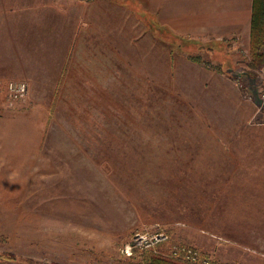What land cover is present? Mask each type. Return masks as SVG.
<instances>
[{"label": "rangeland", "instance_id": "obj_1", "mask_svg": "<svg viewBox=\"0 0 264 264\" xmlns=\"http://www.w3.org/2000/svg\"><path fill=\"white\" fill-rule=\"evenodd\" d=\"M148 4L0 0V264H143L136 232L264 264V64Z\"/></svg>", "mask_w": 264, "mask_h": 264}, {"label": "crops", "instance_id": "obj_2", "mask_svg": "<svg viewBox=\"0 0 264 264\" xmlns=\"http://www.w3.org/2000/svg\"><path fill=\"white\" fill-rule=\"evenodd\" d=\"M148 3L163 27L173 35L191 36L203 41L213 38L235 39L239 35H243L248 41L250 39L253 0H148ZM4 17L1 13L0 18ZM0 25H3L0 28H5V21L1 20ZM4 48L9 49L0 47ZM0 61V72L8 71V62ZM23 65L28 66L26 63ZM63 65L64 68L67 67L66 64ZM38 66L44 69L47 65L40 63ZM41 72L45 73L42 69Z\"/></svg>", "mask_w": 264, "mask_h": 264}, {"label": "trees", "instance_id": "obj_3", "mask_svg": "<svg viewBox=\"0 0 264 264\" xmlns=\"http://www.w3.org/2000/svg\"><path fill=\"white\" fill-rule=\"evenodd\" d=\"M201 46H203L202 43L198 45V47ZM249 57V68H258L264 64V0H253ZM190 58L201 61L198 55H192ZM168 243L169 240L160 241L154 247L135 250H140L143 264H242L240 262H220L201 252L193 255L192 251L196 249L189 246H178L177 253H174L173 248L175 247H170Z\"/></svg>", "mask_w": 264, "mask_h": 264}, {"label": "built area", "instance_id": "obj_4", "mask_svg": "<svg viewBox=\"0 0 264 264\" xmlns=\"http://www.w3.org/2000/svg\"><path fill=\"white\" fill-rule=\"evenodd\" d=\"M6 91L8 97L11 100L15 101L18 99H22L27 95L29 91V85L28 82L25 80H10L6 85ZM167 237L168 236L166 233H160V232H156L153 235H148L147 233L144 232H136L132 237L130 247L140 250L145 249L150 247L154 243H159L160 241L165 240ZM173 249L175 250L174 253H177L178 247L175 246V248ZM192 254L193 255L198 254L197 250L192 251Z\"/></svg>", "mask_w": 264, "mask_h": 264}]
</instances>
